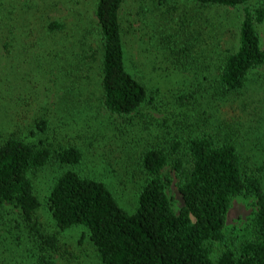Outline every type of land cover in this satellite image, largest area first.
Masks as SVG:
<instances>
[{"label":"trees","instance_id":"obj_1","mask_svg":"<svg viewBox=\"0 0 264 264\" xmlns=\"http://www.w3.org/2000/svg\"><path fill=\"white\" fill-rule=\"evenodd\" d=\"M248 1L151 0L146 8L153 13L152 33L145 51L153 62L155 57L160 61L158 67L167 75L191 69L209 84L211 94L223 100L238 94L252 70L264 64L257 30L264 21V6L244 7L234 39L226 46L220 43L214 12ZM18 2L0 0L2 45L29 55L39 72L45 73L41 65L57 66V78L70 80L63 96L72 101L71 109L84 111L87 123L94 116L88 111L99 109L95 106L115 116L119 120L115 130L124 140L118 142L138 148L133 154L139 152L136 169L142 177L130 211L104 180L76 169L83 155L78 146L51 147L15 134L4 136L0 140V264H55L59 236L73 227L82 229L101 264H264V178L251 168L250 158L234 138L238 127L204 128L198 122L196 99L186 107L188 92L178 89L171 92L173 99L164 107L163 118L153 123L156 137L144 139L132 128L133 116L157 90H149L129 68L121 34L126 0H96L95 27L86 28L80 41L63 36L66 27L57 19L34 23L37 2L23 3L26 8ZM16 18L23 22L15 24ZM92 69L98 95L89 96L83 86ZM46 126L42 118L33 132H43ZM50 162L59 168L45 195L50 219L43 224L34 173ZM168 162L182 197L178 212L166 194L170 178L161 174ZM237 195L251 196L257 205L248 222L249 234L241 240L225 232L227 212Z\"/></svg>","mask_w":264,"mask_h":264},{"label":"rangeland","instance_id":"obj_2","mask_svg":"<svg viewBox=\"0 0 264 264\" xmlns=\"http://www.w3.org/2000/svg\"><path fill=\"white\" fill-rule=\"evenodd\" d=\"M17 1H20V7L25 8L26 5L37 2L38 11L33 10L32 14L34 23H45L48 18L57 19L64 23L66 28L64 35H61L69 41H80L83 34L87 33L86 28L92 30L95 27L93 9L96 0ZM150 2L151 0H126L121 11V34L129 68L149 90L154 87L157 90L133 116L132 128L144 139L156 137L158 130L154 124L163 118L164 107L172 102L171 92L187 90L186 107H191L194 98L196 99V107L200 110L198 122L204 128H223L233 124L238 127L233 130L234 138L250 158L251 168L264 178V64L252 70L246 86L238 94L228 95L224 100L211 94L209 84L191 69L182 70L178 74L171 71L172 74L167 75L158 67L160 61L155 57L153 62L154 57L145 51L152 33L149 19L153 13H149L146 8ZM255 5L264 6V0H249L245 6L219 7L215 10L222 45L226 46L234 39L244 7ZM142 6L145 7L144 11H141ZM141 15H144V20ZM13 22L21 24L23 21L16 18ZM31 26L32 24L28 25ZM257 30L264 49V21L258 24ZM3 33L4 31H0V140L4 136L15 134L28 141H43L51 147L66 144L78 146L83 155L76 169L82 173H93L92 175L104 180L120 204L127 210H133L142 177L136 169L139 152L134 155L137 147L125 148L126 145L118 142V138L124 141L115 130L119 120L102 106H95L99 109L88 111L91 117L94 116L87 123L83 119L84 111L80 113L71 109L69 103L72 101H69L67 95L63 96L70 80L66 83L57 78L58 67L52 64L51 67L41 65L45 67L42 68L45 73L39 72L35 68L37 63L29 55L15 53L11 51V47L2 45ZM91 34L89 32L88 37ZM83 41L82 44H85L87 39ZM75 47L79 50V46ZM94 70L89 71L90 78H85L87 82L83 86L89 96L98 95L94 84L97 78ZM70 79L74 80V76ZM42 118L47 121L45 130L34 133L36 122ZM143 119H146V126L142 124L145 121ZM148 127L149 130H144ZM144 139L141 141L146 143ZM145 143H141L142 146ZM58 168L55 163L50 162L34 173L35 188L43 204L38 216L43 224L49 223L50 219L44 205L45 195ZM161 174L170 178L166 194L174 211L178 212L183 202L171 163L168 162L162 168ZM256 208V200L251 196L233 197L226 216L225 232L232 234L237 240L248 236V222ZM59 237L58 249L53 253L55 264H101L90 241L82 237L80 227L66 230Z\"/></svg>","mask_w":264,"mask_h":264}]
</instances>
